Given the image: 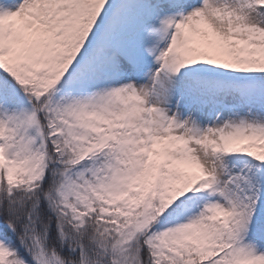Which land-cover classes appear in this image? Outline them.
Here are the masks:
<instances>
[{"label": "snow or ice", "instance_id": "snow-or-ice-1", "mask_svg": "<svg viewBox=\"0 0 264 264\" xmlns=\"http://www.w3.org/2000/svg\"><path fill=\"white\" fill-rule=\"evenodd\" d=\"M0 264H264V0H0Z\"/></svg>", "mask_w": 264, "mask_h": 264}]
</instances>
